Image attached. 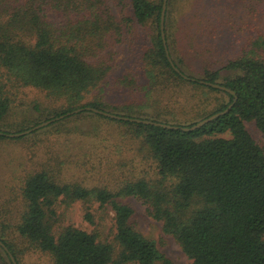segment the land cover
Listing matches in <instances>:
<instances>
[{
	"label": "trees",
	"instance_id": "1",
	"mask_svg": "<svg viewBox=\"0 0 264 264\" xmlns=\"http://www.w3.org/2000/svg\"><path fill=\"white\" fill-rule=\"evenodd\" d=\"M170 1L165 46L184 77L170 66L161 40L162 0H0V126L24 89H31L52 106L43 110L50 115L43 122L64 116L49 125L67 135L72 131L65 125L83 118L108 123L116 134L89 137L92 154H118L128 141L142 162L124 167L107 159L100 169L91 164V171H106L100 181L107 182L90 186L62 183L44 169L26 173L13 188L17 199L7 198L0 212V242L6 248L0 246V264H14L9 255L15 264H24L27 255L45 256L48 264H170L157 243L136 228L131 200L146 207L191 264H264V150L245 125L252 124L264 137V36L225 63L227 76L207 65L200 78L188 75L191 65L183 50L184 45L192 50V43H181ZM200 1H183L182 8L191 12ZM257 1L228 0L227 6L242 9L239 19L245 21L256 18ZM215 11L220 21L236 20ZM204 18L195 14L197 24ZM135 27L143 31L140 44ZM122 45L135 46L139 55L110 84L113 48ZM201 50L200 56L214 57ZM113 90L126 99L107 102ZM180 90L186 97L179 108H208L199 121L232 106L195 130H183L197 122L182 123L177 117L171 98ZM162 95L170 98L161 101ZM163 102H168L164 108L156 107ZM85 108L173 128L115 120ZM15 126L18 133L30 129ZM0 132V141L13 139ZM77 203L92 231L62 223L61 209Z\"/></svg>",
	"mask_w": 264,
	"mask_h": 264
},
{
	"label": "rangeland",
	"instance_id": "2",
	"mask_svg": "<svg viewBox=\"0 0 264 264\" xmlns=\"http://www.w3.org/2000/svg\"><path fill=\"white\" fill-rule=\"evenodd\" d=\"M183 1L186 0H171L169 12L173 17L174 29L178 33L182 32L181 36L178 34L181 43L186 42L188 45L192 43V50L188 49L186 45H184L185 50H183V54H185L188 63L191 65L189 72L186 70V74L188 75L200 78L203 73V65H207L213 71H218L221 76H227L230 73L223 68L225 63L243 52H248L249 50L246 47L250 45L252 39L255 40L258 37L264 36L263 0L255 3V6L258 8L256 18H247L245 21L244 19H239V15L243 13L242 9H230L231 6H227L228 0H201L197 6L192 8L191 12L182 8ZM112 10L119 16L120 11L118 7H113ZM215 10L221 16L231 14L236 19L235 22L230 21L226 23L225 21H220ZM194 13L201 17L206 16L207 18H204L197 24ZM49 16H52V14ZM185 30L189 34H185ZM134 31L136 35L141 37V40L139 39L140 42L136 41H138V44L142 43V29L135 27ZM201 49H206L214 57L207 56L210 54L200 56V52H203ZM113 51L114 67L108 78L110 84H113V78L117 72H121L123 68L133 67L132 62L139 55V49L135 46L129 50L127 49V45H122L113 48ZM136 85H139V78ZM184 92H177L171 98L176 102L174 109H176L178 114L177 117L181 119L180 122L182 123L198 122L204 116L203 111L208 108L205 107L203 109L199 107L189 110V108H184L182 105L179 108L180 103L182 104L186 97ZM21 95L20 100L14 103L11 113L0 126V130L6 131L8 134L18 133V128L15 125L31 129L33 128V124L39 125L43 123L46 116H50L44 114L43 111L48 106L52 107L50 101L45 99L40 93L31 89H24ZM125 96L127 95H119V91L114 93L113 90V93L107 96V102H120L126 99ZM135 96L138 99L141 98L140 95L135 94ZM169 98V95H162L159 100L166 101ZM164 103L168 102L160 103L156 107L164 108ZM35 105H38V109L34 108ZM198 110L200 111L199 117L196 116L195 112ZM107 111L112 112L110 109ZM245 125L251 137L264 150V137L252 124ZM97 129L100 131L96 134L95 131ZM114 129L108 123L83 118L73 124L65 125V130L72 131L69 135L62 133L63 129L61 128L57 129L48 125L27 135L18 137L20 139L13 138L0 141V212H2L3 203L7 198H11V202L17 199V196H13V188L21 183V179L26 173L44 169L54 172V175L62 183L75 182L90 186L98 182H107L100 181V175L106 171H91V164L96 169L104 167L107 159L111 161L108 164H119L124 165V167H127L131 162L139 165L142 164V162L134 157V144H130L128 141H124L125 146L118 154L108 155L103 153L101 157L92 154V140L90 144L89 137L97 135L98 139H105L108 135L112 136L116 134ZM114 138L117 140L119 137ZM95 152L96 154L102 153V151L98 150ZM129 159L135 160L130 161ZM103 160H105V164ZM109 182L114 181L111 180ZM130 203L134 210L132 220L136 228L143 236L153 239L157 243L158 249L165 259L170 264H191L174 240L171 237L163 235L161 223L146 214V207L136 200H131ZM61 211L63 214L62 223L64 225L69 224L86 231L94 229L93 226H90L83 219L84 212L80 203L71 205L67 209H61ZM109 226V223L105 225L101 228V232L103 234L107 233ZM24 264H48V261L42 255H27L25 256Z\"/></svg>",
	"mask_w": 264,
	"mask_h": 264
},
{
	"label": "water",
	"instance_id": "3",
	"mask_svg": "<svg viewBox=\"0 0 264 264\" xmlns=\"http://www.w3.org/2000/svg\"><path fill=\"white\" fill-rule=\"evenodd\" d=\"M166 4H167V0H162V7H161V14H160V36H161V40H162V43H163V47H164V50H165V53H166V57L168 59V62L170 64V66L172 67V69L182 75L179 70L173 65L172 61L170 60L169 56H168V53H167V49H166V46H165V40H164V16H165V10H166ZM182 77H184L182 75ZM209 86H212L213 88L215 89H220V90H223V91H227L224 87H221L217 84H208ZM232 105H229L223 112L221 113H216L214 115H211L210 117L208 118H205L199 122H197L195 125L191 126L190 128H182L183 130H195L203 125H205L206 123H208L209 121L213 120L214 118L218 117L219 115H222V114H225L227 113L230 108H231ZM86 111H91L93 113H96V114H99L101 116H104V117H108V118H111V119H115V120H122V121H128V122H134V123H142V124H145V125H152V126H158V127H163V128H173V127H170L168 125H164V124H161V123H155V122H152V121H147V120H140V119H134V118H126V117H119V116H115L113 114H110V113H107V112H103V111H99V110H96V109H92V108H85ZM82 109H78V110H75L71 113H68L67 115H73V114H76L78 112H81ZM64 116H61L59 117L60 119L63 118ZM58 118V119H59ZM58 119H51V120H48L46 122H43L31 129H28L24 132H21V133H16V134H6L7 137H10V138H15V137H20V136H23V135H27L35 130H38L42 127H45L49 124H51L52 122H55L57 121ZM2 133L0 132V135ZM0 246L6 251V248L1 244L0 242ZM10 258H11V261L15 264L13 258L11 257V255H9Z\"/></svg>",
	"mask_w": 264,
	"mask_h": 264
}]
</instances>
